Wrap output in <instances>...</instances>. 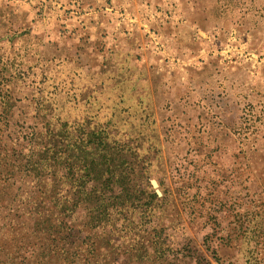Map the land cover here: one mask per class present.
Masks as SVG:
<instances>
[{
    "label": "rangeland",
    "instance_id": "obj_1",
    "mask_svg": "<svg viewBox=\"0 0 264 264\" xmlns=\"http://www.w3.org/2000/svg\"><path fill=\"white\" fill-rule=\"evenodd\" d=\"M3 110L14 149L84 136L120 200L48 257L0 238V264H264V0H0Z\"/></svg>",
    "mask_w": 264,
    "mask_h": 264
},
{
    "label": "trees",
    "instance_id": "obj_2",
    "mask_svg": "<svg viewBox=\"0 0 264 264\" xmlns=\"http://www.w3.org/2000/svg\"><path fill=\"white\" fill-rule=\"evenodd\" d=\"M0 119L4 120L6 126L7 111L0 113ZM29 129L26 134H21V142L25 145L20 146V149L8 146L0 130V226H9L8 230L0 228V238L12 241L9 255L16 254L23 260L26 257L54 255L56 240L65 241L73 233L63 219L75 215L77 209L86 211V215L82 216L85 220L79 223L80 227L72 230L75 238L83 232V228L92 230L112 221L115 214L108 207L110 204L116 206L120 200L102 198L97 184L103 185V182L91 172L95 168L90 164L92 160H87L91 154L82 145L84 136H80L77 144L71 145L70 142H64L67 128H63L64 137L59 136L58 141H55L56 134L51 129L37 130L36 125ZM4 137L11 141L8 134ZM73 149L75 158L68 162V150ZM117 177L121 180V177ZM57 181L76 188V192L71 193L73 199H68L67 193L58 194L54 191ZM35 238H41V243H44L38 246L39 251L29 241ZM90 245L93 246L94 242ZM59 250L67 252L64 245H60ZM77 253L78 250L71 251V256L76 257Z\"/></svg>",
    "mask_w": 264,
    "mask_h": 264
},
{
    "label": "water",
    "instance_id": "obj_3",
    "mask_svg": "<svg viewBox=\"0 0 264 264\" xmlns=\"http://www.w3.org/2000/svg\"><path fill=\"white\" fill-rule=\"evenodd\" d=\"M152 184L154 185L155 183L154 182H152ZM157 194H159V192L157 191Z\"/></svg>",
    "mask_w": 264,
    "mask_h": 264
}]
</instances>
